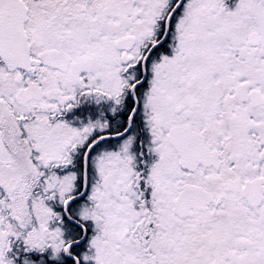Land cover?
<instances>
[{
	"label": "snow or ice",
	"instance_id": "obj_1",
	"mask_svg": "<svg viewBox=\"0 0 264 264\" xmlns=\"http://www.w3.org/2000/svg\"><path fill=\"white\" fill-rule=\"evenodd\" d=\"M0 264H264V0H0Z\"/></svg>",
	"mask_w": 264,
	"mask_h": 264
}]
</instances>
